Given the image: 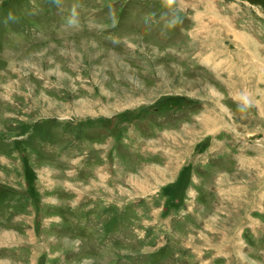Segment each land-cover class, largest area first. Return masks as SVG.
<instances>
[{
	"label": "rangeland",
	"instance_id": "1",
	"mask_svg": "<svg viewBox=\"0 0 264 264\" xmlns=\"http://www.w3.org/2000/svg\"><path fill=\"white\" fill-rule=\"evenodd\" d=\"M0 264H264V0H0Z\"/></svg>",
	"mask_w": 264,
	"mask_h": 264
},
{
	"label": "clouds",
	"instance_id": "2",
	"mask_svg": "<svg viewBox=\"0 0 264 264\" xmlns=\"http://www.w3.org/2000/svg\"><path fill=\"white\" fill-rule=\"evenodd\" d=\"M165 4L167 5H171L174 0H164ZM75 16V12L73 11V17ZM74 19L73 20H70L69 23H74ZM241 111H244L248 106H250L251 104V101L249 99V97L247 96V94H242L241 96Z\"/></svg>",
	"mask_w": 264,
	"mask_h": 264
}]
</instances>
